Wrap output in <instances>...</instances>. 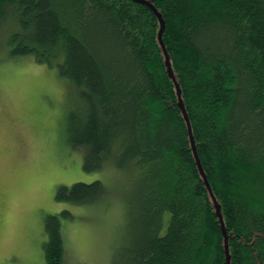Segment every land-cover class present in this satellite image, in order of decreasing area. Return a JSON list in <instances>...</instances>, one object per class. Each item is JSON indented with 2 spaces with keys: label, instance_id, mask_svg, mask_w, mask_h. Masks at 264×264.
<instances>
[{
  "label": "trees",
  "instance_id": "obj_1",
  "mask_svg": "<svg viewBox=\"0 0 264 264\" xmlns=\"http://www.w3.org/2000/svg\"><path fill=\"white\" fill-rule=\"evenodd\" d=\"M147 1L174 79L159 19L136 0H0V18L16 11L14 55L55 66L75 88L67 134L84 171L111 161L139 179L137 229L114 264H227L226 244L228 264H264V0ZM103 193L94 180L55 199ZM45 231L46 264H62L57 216Z\"/></svg>",
  "mask_w": 264,
  "mask_h": 264
},
{
  "label": "rangeland",
  "instance_id": "obj_2",
  "mask_svg": "<svg viewBox=\"0 0 264 264\" xmlns=\"http://www.w3.org/2000/svg\"><path fill=\"white\" fill-rule=\"evenodd\" d=\"M21 33L14 9L0 18V264H46L48 216H57L62 264H114L137 229L129 208L139 179L111 161L84 171V150L67 134L80 104L75 88L55 66L12 53L9 37ZM94 180L104 186L97 200L56 201L60 187Z\"/></svg>",
  "mask_w": 264,
  "mask_h": 264
},
{
  "label": "water",
  "instance_id": "obj_3",
  "mask_svg": "<svg viewBox=\"0 0 264 264\" xmlns=\"http://www.w3.org/2000/svg\"><path fill=\"white\" fill-rule=\"evenodd\" d=\"M136 1L141 2V3L146 4L147 6H149L153 10V12L156 14L158 19H159V22H160V28H159V32H158L159 43H160V45H161V47L163 49V53H164V57H165V61H166V65H167V68H168L169 75L172 77V79H174V76H173V73H172V70H171V66H170V62H169V58H168L167 52L165 50L164 44L162 42V33H163V30H164V27H165L164 26V21H163V19L161 18L160 14L158 13V11L155 9V7L153 6V4L150 1H147V0H136ZM176 88H177V95H178V98H179L181 111H182V113H183V115L185 117V120H186V123H187V127H188V130H189L190 142H191V145H192V150H193V154H194L196 163H197V165L199 167V170H200V173H201L202 177L204 178V181H205V184H206V186H207V188L209 190V193H210V195H212L211 194V190H210V186H209V184H208V182H207V180L205 178L204 172H203V170H202V168L200 166V162H199V159H198V156H197V153H196V149H195V146H194V142H193V139H192L190 124H189L188 118L186 116L183 104L181 103L180 91H179L177 85H176ZM213 201L215 202L214 199H213ZM215 206H216L217 213L219 215V221H220V224H221V228H222L223 234L225 236V244H226L227 243V236L225 234L222 217L220 215L219 206L216 204V202H215ZM225 253H226V260H227V264H228V248H227V244L225 245Z\"/></svg>",
  "mask_w": 264,
  "mask_h": 264
}]
</instances>
